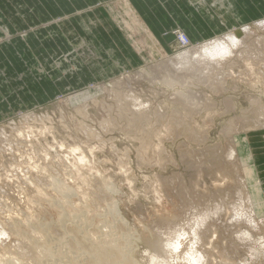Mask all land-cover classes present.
<instances>
[{"label": "rangeland", "instance_id": "rangeland-1", "mask_svg": "<svg viewBox=\"0 0 264 264\" xmlns=\"http://www.w3.org/2000/svg\"><path fill=\"white\" fill-rule=\"evenodd\" d=\"M122 5L123 0H115L111 3L110 19H113L114 26L125 35L131 50L138 54L141 59L138 65L123 69L120 73L104 75L87 83L82 82L81 85L67 87L66 90L59 89L60 93L49 97L48 101H44L45 97L41 95L32 94L34 99L41 98L40 101L18 110L8 111L0 116V129L6 126L11 134L17 136L11 131L9 125L18 124L19 127L27 129V140L31 142L26 148H20L24 155L22 152L14 154L0 147L1 218L6 225L11 224V227L12 223L16 222V226L27 234V236L24 235L27 242H46L53 245L50 250L56 256L48 254L50 259L47 255L41 264L88 262L83 258L88 257L84 251L85 248H89L88 245H81L82 247L76 252L74 249L69 250L68 243L90 241L89 235L93 236V234L86 235L88 230L97 228L104 230L105 226L111 225L114 218L117 219L112 223L116 225L107 228L105 234L109 235L110 232L115 234L117 231H114L115 226L123 225L122 227L126 228L124 230L126 236H129L126 237L125 232L122 233L123 236H120L118 232L116 234L129 238L124 245V250L134 248L131 256L135 264H151L147 259H150V255L154 253L148 249L143 236L146 231V234L150 233L155 225L154 221H157L161 215L164 218L174 214L175 219L178 220L177 224L193 219L201 209L184 201L185 196L191 191L192 194L195 192V194L200 193L196 195H203L205 203L210 204L211 207L219 205L222 219L229 224L234 215L235 206L242 203L238 197L243 192L242 182L245 181L247 185V188H243L244 191L249 190L243 194L245 196L251 194V185L259 184L261 199L264 201V61L255 62L253 65L247 64L244 60L238 63L234 70L236 74L227 78V90L222 94H216L206 87L201 89L197 82L183 87L179 83L171 86L162 81L151 82L148 78H137L135 74L145 66H153L155 62L183 51L185 48L180 44L178 37L185 31L181 27H176L172 31L174 38L169 39L159 49L160 52L157 51L158 53L154 54L147 34L136 32V35L134 28H129L131 24L128 26L124 23L126 16L120 15V11L123 12ZM123 7L125 14L136 24L138 19L136 16L131 17L133 11L128 1ZM64 18L66 17H46L43 22L39 21L38 24L33 23L27 26L28 23L16 16L0 17V96L1 91L5 90L7 94H4L9 96L4 100H8V104H11L14 99L12 90L21 91L24 88L32 93L30 83L38 80L39 85L41 79L46 80L47 74L55 77L58 74L57 63L63 60L71 62L75 58L80 62L83 61L79 49L75 48L73 51L68 49L75 44L84 45L85 42L74 41L76 38L73 37V39L65 38L64 45H59L63 42L59 38L62 36L46 32L47 27L57 28V23ZM68 18L70 17L66 19ZM255 22L248 24L254 26L252 24ZM8 24H11V28ZM73 27L80 28L78 25H71V28ZM241 27H237L236 30L242 29ZM233 32L234 29L224 34ZM259 34L264 35V32L260 31ZM15 40L17 43L14 42ZM42 41L46 42L42 43ZM190 42L196 44L191 40ZM47 57L53 60H51L52 64L45 65V68L39 60ZM8 71L11 76L8 75ZM5 78L7 79L4 80ZM120 78L129 82V88L141 95L144 101L151 103L145 112L147 118L140 120L134 126H131L132 113L122 112L120 108L122 103L117 96L126 94L128 89L123 83L114 85ZM10 83L12 86H8ZM187 89L204 91L208 99L213 100L214 105L204 108L202 112H194L190 117L183 103L178 100L179 97H175L177 92L187 91ZM55 90H58L56 86ZM28 97L27 94L24 95V104H28L26 101ZM229 98L234 102L235 108L228 109L227 99ZM33 111L37 114H50L51 120L45 123L21 124L23 117ZM237 118L238 121H236ZM190 127L194 132L196 131L195 137L194 134L192 136L189 133ZM239 141L244 145L240 144L241 148L237 146ZM35 145L41 148L38 154H36ZM231 152H235L233 157L230 156ZM246 154L251 156L252 162L249 163L248 160L245 164L240 158V166H237L239 171L235 169L236 165L234 168L231 165L235 169L233 171H237L234 174L232 168L223 166L221 170L216 166L218 161L223 160L230 167L237 155L243 157ZM214 156L217 158L215 159ZM44 159L45 162H43ZM36 160L46 165H54L50 169H54L55 172L50 170L51 173H48L52 174L53 178H50L49 185L43 183L45 191L42 192H36V187H39L43 180L40 175L35 174ZM45 164L43 166H46ZM250 164L255 168L256 178ZM27 173L31 174L26 175ZM23 179L27 180V184L23 182ZM255 179H257L256 182ZM101 183H105V186ZM62 186L68 188L60 189ZM229 186H232V189L228 188ZM99 187L105 190H99ZM21 190L23 195L20 198ZM177 190L182 194V201L179 193L176 194ZM258 201L259 199L255 200V205H259ZM260 203L263 204L261 201ZM16 211L22 213L21 216L18 217L20 213ZM153 215H156L157 219H154L156 217ZM262 217L257 214L258 219H264ZM211 228L213 230L209 233L210 238L207 242L211 243L212 247H207L211 249L214 257L216 256L217 264H234L235 262V264H245V261L248 264L260 263L258 260H252L249 263L250 250L246 249L239 239L236 240V234L231 236L235 238V242L234 238L232 240L227 236L224 238L216 231V228L212 226ZM131 229L133 233L130 232ZM253 231L256 236L254 240L256 245L263 244L261 239L264 236L259 238L261 230ZM151 232L153 233V230ZM213 235L215 238L212 237ZM139 236L142 240L138 238ZM3 239L4 244L3 241L1 242L5 246L2 247H6V251L0 246V264H20L23 260H26L27 264H39L34 252L26 254L25 258L18 255L20 258L15 260L17 259L16 249L13 253L9 247L14 249L22 245L18 244L19 241L17 243L14 237L6 236ZM259 240L261 243H258ZM235 244L241 246L239 250H235L237 247ZM59 251L63 255L59 254ZM57 257L58 259H55ZM10 259L14 260L11 262ZM181 262L184 263L183 260ZM88 264L94 263L91 261Z\"/></svg>", "mask_w": 264, "mask_h": 264}, {"label": "bare ground", "instance_id": "bare-ground-1", "mask_svg": "<svg viewBox=\"0 0 264 264\" xmlns=\"http://www.w3.org/2000/svg\"><path fill=\"white\" fill-rule=\"evenodd\" d=\"M212 4H214V3H212ZM61 25H63V23ZM136 25L141 26L139 21L136 23ZM252 25H254V26H250L248 24L244 27H241L242 29H240V30H236L238 28H235L233 33L225 35L226 33H229L232 31L229 29L230 31L223 34L225 36L222 38H218V37L223 36V35L219 36L217 34L218 37H216V38H218V39L214 38V39H210L208 41H205V42H202L199 44H192L191 46L189 45L188 47L183 49V51H178L177 53H174V55H170V56L167 55L168 57L160 60V62H155L156 64L153 66L152 65L145 66L146 68L144 67V69L139 70L135 74V76L137 78H144V79L148 78V80H150L151 82L162 81V82H165L166 84L171 85V86L174 85L175 83H179L183 87H186L189 84H194V82H197L198 86H200L201 89H202V87H206V88L211 89L216 94H222V92L227 90V88H226V84H227L226 82H228L227 78L231 75L233 76L236 74V71H234V70H235V67L238 66V63H240L242 60H244V62H247V64L251 63V65H253V64H255V62L259 63V61H264V35L259 34L260 31L264 32V20L259 21V22L257 21V22H255V24H252ZM189 38H188V41L190 42ZM86 42L87 41H85V43ZM95 59H97V58H95ZM78 64H79V62H78ZM72 66L74 67V65H72ZM238 76H240V75H238ZM263 76H264V74H263ZM241 77H244V76L241 75ZM235 78L232 77V79H235ZM245 78H247V77L245 76ZM232 79L230 78V80H232ZM240 79H243V78H240ZM238 80L239 79H237V81ZM234 81H236V80H234ZM242 81H244V80H242ZM117 83H123V84L127 85L128 89H127L126 94H120L117 97H119L121 99L122 105L120 108H121L122 112L125 111L127 114L132 113L131 126H134L136 123H139L140 120L147 118V116L145 115V112L147 111V109L149 108L151 103H150V101H144L142 99L141 95H138L133 89L129 88L130 87L129 82H125L123 78L117 79L115 81L114 85L116 86ZM236 84H238V83L236 82ZM111 96H112V94H111ZM175 97L176 98L179 97L178 100H180V102L183 103L184 108L190 117H191V115H193L194 112L198 113L199 111L203 110L204 108H206L208 106L212 107V105H214L213 100L208 99L206 93L204 91H201V90L195 91V90L187 89V91L177 92L175 94ZM227 100H228L227 101L228 109L233 108V107L235 108V104L232 101V99L229 98ZM50 120H51L50 114H47V113L37 114V112L33 111L30 114L23 117V123H21V124L45 123L46 121H50ZM236 121H238V118ZM240 121H243V120H240ZM9 126L12 129L11 131L15 132L17 134V136L11 134L9 129H7L6 126H3V128L0 129V147L3 148L4 150L12 151L11 153H14V154L18 153L19 154L20 152L23 151L22 149L20 150V148L24 149L29 144H31V142L27 140L28 139V132H26L27 129L26 128L23 129V128L19 127L18 124L9 125ZM189 130H190L189 133L191 135L194 134V137H195L196 131L194 132L192 127H190ZM36 135L37 134L35 133V137H36ZM91 135H94V134H91ZM198 137L201 138L200 136H198ZM38 143L42 144V143H40V141ZM240 144L243 145V143L241 141H239L237 143V146L240 147ZM40 146H42V145H40ZM35 148L37 151L36 154H38V151L41 150V148L38 145H35ZM23 155H24V153H23ZM234 155H235V152L230 153L231 157H233ZM20 156H21V154H20ZM214 157H215V159L217 158L216 156H214ZM31 158H32V156H31ZM31 158H29V159H31ZM39 158H40V156H39ZM240 158H242V161H244L243 163H245V164H247L246 161H248V160H249V163L252 162L251 156L249 154H246V155H243V157L241 155H240V157L237 155L235 158V161L230 164V167H229V164H226V162H223V160L218 161V164H219V162H220V164L219 165L216 164V166L219 169L223 166L231 169L232 166L234 168L236 165V167H235V169H236L237 166H240L239 165ZM211 159H212V157H211ZM215 159L213 158V160H215ZM219 159H222V158H219ZM37 160L34 163V166L36 168L35 174L40 175L43 180L41 181L40 186L36 187V192H40V191L42 192V191H45V189L43 187L44 186L43 183L49 185L48 182H50V178H53V175L48 174V173H51V172H49L50 170L54 171V169H50V168H53L54 165L53 166L52 165H46L45 163H43V162H45V159L43 162H39V161L37 162ZM215 161H217V160H215ZM215 161H214V163H215ZM42 163L45 164L46 166H43ZM52 163H50V164H52ZM250 166L252 168L251 171H253V174H254L255 168L251 164H250ZM233 168H232V172L234 174L237 171L234 172L233 170H235V169H233ZM221 170H222V168H221ZM221 170H219V171L222 172ZM238 171H239V169H238ZM224 172H225V170H224ZM30 174L31 173H27L26 175H30ZM254 175L256 178V173ZM45 176H47V177H45ZM214 179L216 180L215 177H214ZM256 180L257 179H255L254 181L256 182ZM252 181L253 180H251V182ZM23 182L25 184H27L26 179H23ZM101 184L104 185L105 183H101ZM242 184H243V186H242L243 188H245V187L247 188L245 181L242 182ZM218 186H220V185L218 184ZM233 186H234V184H233ZM100 187H102V185H100ZM214 187H216V186H214ZM66 188H68V187L62 186L60 189H66ZM99 188H96V189L98 190ZM228 188L232 189V186H229ZM233 188H235V187H233ZM243 188L242 189L240 188L241 190H243V192L238 196L239 200L242 203L240 205L235 206L234 213H233L234 215L231 217V221H230L231 223L230 224L225 223V221L222 219L223 217H222L221 207L219 205H215V206L211 207L210 204L208 205L205 203L204 198H202L203 197L202 194H201L202 196H199L200 193H196L199 195H196L195 192H193L194 194H192L191 193L192 191L190 192L191 195L189 194V195L185 196L184 201H188L189 203L196 205L198 208L201 209V211L199 213H197L193 217V219H191V220L187 219L186 223H178L179 224L178 225L177 224L178 220L175 219L174 214L172 216H164V218L162 217L163 215H161V217H159V219H157L156 215L155 216L153 215V217H156L154 219H157V221H154L155 225L152 229L154 234L151 232L152 230L150 231V233L148 232V234H146L147 233V231H146L145 235L143 233L144 238L142 237L143 240H145V242L149 245V246L147 245L148 249H151L152 252L154 253V254L150 255V259H147L148 262L150 261L151 264H172V263L181 264L182 263L181 261L183 260L184 263L187 262L188 264H217L218 260L216 259V256L214 257L213 253L210 251L211 249L209 248V247H212L210 245L211 243L207 242V240H209V238H210L209 233L213 230L211 228V226H212V227L216 228V231H218L221 236H223V237L227 236L231 240L234 238L231 236L236 234L237 235L236 240L239 239V241H241L243 243V246L246 249L250 250L249 257H251V258H249V260H250L249 263L252 260L253 261L258 260L261 264H264V241H263L264 237H263V239H261L263 244L259 240L258 243H261V244L260 245L258 244V246H257L256 241H254L256 236H255L254 231H253V230H261V234H260L261 237H259V238H262V236H264V219H258L257 218V214L259 216L264 217V201L261 199V190H260L259 184L251 185V189H250L251 194L248 196H245L243 194L249 190L247 189L246 191H244ZM57 189H59V188H57ZM60 189H59V191H61ZM101 189L105 190V188H100L99 190H101ZM237 189H238V187H237ZM178 193H179V198L182 201V199H183L182 194L179 191L176 194L178 195ZM19 195L21 198L23 195V190H21L19 192ZM58 195H60V194H58ZM174 198H176V196ZM206 199L208 200V198H206ZM257 199H259V201H258L259 205L258 204L255 205V203H254L255 200L257 201ZM211 200L212 199H210V201ZM260 201L263 204H261ZM177 202H178V200H177ZM208 203H210V202H208ZM211 203H212V201H211ZM17 213L19 214L20 212H17ZM21 214L22 213H20L18 215V217L21 216ZM157 216H159V215H157ZM230 216H228V217H230ZM116 219L117 218H114V220L111 221V225L109 224V226L108 225L105 226L104 230L102 228L101 229L97 228L96 230L95 229L90 230V231L88 230L89 232L85 231L86 235H87V233L93 234V236L89 235V236H91L90 241H88L86 243L85 242L78 243V242L70 241L68 243V248H70L69 250L71 251V249H72V251H73V249H74L77 252L78 251L77 249H80L82 247L81 245H88L89 248L84 247L85 248V250H84L85 254H87L88 257L87 256H86L87 258L83 257L84 260H88V262L93 261L94 264H135L134 259L131 256V254L133 252L132 250L134 248L133 249L129 248L127 250H124V247H125L124 245L128 242L127 240H129V238L128 239L126 238L129 235L126 236V232L124 231V230H126V228L125 227L123 228L122 227L123 225L115 226V229L113 228L114 231L117 230L116 233L118 232L120 234V236H123L122 233L125 232L124 235L126 237L125 236L120 237L118 234H116V233L112 234V232H110V231L109 232L111 234L110 233H109V235L107 234L108 236L105 234V231L107 228H109L113 225H116V224L112 223V222L116 221ZM151 219H152V217H151ZM154 219H152V220H154ZM226 219H228V218H226ZM234 220H235V222H233ZM15 223H12V227H11V224L6 225L4 220L1 218V214H0V243H1L0 246H1V248L3 249L4 247H2V246H5V245H3L4 244V239H3L4 237L5 238H6V236L8 238L14 237L17 240V241L15 240V241L17 243L19 241L18 244L22 245V246L18 245V248H14V249L13 248L11 249V247H9L13 253H14L13 250L16 249L15 251L17 254V259H15V260H18V258H20V257H24L26 254L34 252V253H36V256L38 257V258H36V260H38L37 262L39 264H41L42 260L48 254L51 253L50 248L52 249L53 245L49 244V243L47 244L46 242L45 243L44 242L43 243L27 242L25 237H24V235L27 236V234L22 232L21 229L18 228ZM185 224L186 225L188 224L187 227H185L186 226ZM151 225L153 226V224H151ZM237 225L238 226L241 225V226L238 227ZM58 226H60V225H58ZM102 227H104V226H102ZM148 227H150V224H148ZM128 230L129 229H127V231ZM114 231H113V233H114ZM216 231L214 230L215 233H216ZM130 232L133 233L132 229ZM156 232H157V234H156ZM66 233L68 234V232H65V234ZM132 235H134V234H132ZM132 235H131V237H132ZM216 235L217 234H215V236ZM89 236H87V237H89ZM116 237H118V238H116ZM212 237H214V235ZM138 238H140V236ZM220 238H222V237H220ZM217 239H214V240H217ZM140 240H142V239L140 238ZM233 240L236 242L235 238ZM1 241H3V244ZM212 242H213V238H212ZM218 242H220V241H218ZM49 245L50 246L52 245V246L50 247ZM212 245H213V243H212ZM219 245H220V243H219ZM207 246H209V247H207ZM235 246H237L235 248V250H239L241 247L238 244H235ZM126 247H127V245H126ZM129 247H131V246L129 245ZM132 247H134V246H132ZM4 249L6 251V247ZM17 249H19L21 252H19ZM7 250H9V249H7ZM64 250H66V249H64ZM228 250H230V249H228ZM7 252H9V251H7ZM7 252H5V253H7ZM10 253H11V251H10ZM60 253H61V251H59V254ZM118 253H119V256H118ZM223 253H224V251H223ZM18 255L20 257H18ZM52 255H54V253ZM61 255H63V253H61ZM67 255H68V253H67ZM54 256H56V255H54ZM13 257L16 258L15 256H13ZM48 257H49V255H48ZM58 257L55 259H58ZM222 257L223 256H221V258ZM73 258H70V259H73ZM49 259H50V257H49ZM76 259H77V256H76ZM13 260L14 259H12V260L10 259L11 262ZM36 260H34V261H36ZM73 260H75V259H73ZM25 261L23 260V262L22 263L20 262V264H27ZM78 261H81V260H78ZM88 262H87V264H88ZM230 262H231V260H230ZM83 263H84V261H83ZM184 263H182V264H184ZM245 264H248V263H246V261H245Z\"/></svg>", "mask_w": 264, "mask_h": 264}, {"label": "crops", "instance_id": "crops-1", "mask_svg": "<svg viewBox=\"0 0 264 264\" xmlns=\"http://www.w3.org/2000/svg\"><path fill=\"white\" fill-rule=\"evenodd\" d=\"M113 1L115 0L0 1V17L5 15L16 16L28 23L27 26L33 23L34 25L38 24L39 21L43 22L46 17H70L59 21L57 28H46V32L62 36L59 38L63 42L59 45H64L65 38L73 39L74 37V39L76 38L74 41H87L84 45L79 43V45L75 44L68 49V51H73L75 48L79 49L83 59L82 62L75 58L71 62L63 60L57 63L58 74L55 77L47 74L45 75V81L41 79L43 85L41 83L38 85V80L29 84L33 89L32 93L27 92L24 88L21 91L12 90L11 93L14 99L11 104H8V100H4V98H8L9 95H5L7 94L5 90L1 91L0 116L8 111L18 110L21 107L36 104V101H40L41 98L34 99L33 95H41L45 97L43 98L44 101H48L49 97L60 93L59 89L66 90L67 87L77 86L82 82L87 83L104 75L120 73L123 69L131 68L141 62L138 54L131 50L125 40V35L114 26L113 19H110L112 14L110 13V10H112L111 3ZM127 1L133 11L131 17L136 16L141 26H137L125 14L123 5ZM232 1L123 0V12L120 11V15L126 16L124 18L126 22L124 23L128 26L131 24L129 28H134L136 35V32L147 34L151 49L156 54L157 51L160 52L159 49L169 39L174 38L172 31L176 27H181L193 43L199 44L214 39L218 35H223L229 29L232 30L250 22L264 20V0ZM60 23H63V25ZM71 25H78L80 28H71ZM8 26L11 28V24H8ZM46 41H42V43ZM14 42L17 43V40ZM51 60L53 59L47 57L39 60V62L46 68V66L52 64ZM8 75L11 76L9 71ZM8 86H12V83ZM55 86L58 88L57 91ZM25 87L28 89L27 86ZM26 94L29 96L26 100L28 104H24L23 101Z\"/></svg>", "mask_w": 264, "mask_h": 264}, {"label": "built area", "instance_id": "built-area-1", "mask_svg": "<svg viewBox=\"0 0 264 264\" xmlns=\"http://www.w3.org/2000/svg\"><path fill=\"white\" fill-rule=\"evenodd\" d=\"M178 39H179V42H180V44L182 45L183 48H186L189 45L190 46L192 45L191 42L188 41V36L185 33L180 34Z\"/></svg>", "mask_w": 264, "mask_h": 264}]
</instances>
